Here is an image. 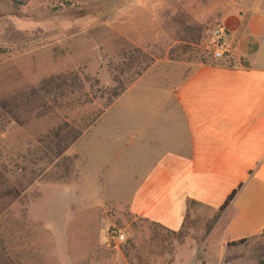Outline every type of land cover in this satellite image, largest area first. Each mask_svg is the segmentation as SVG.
<instances>
[{"label":"rangeland","instance_id":"1","mask_svg":"<svg viewBox=\"0 0 264 264\" xmlns=\"http://www.w3.org/2000/svg\"><path fill=\"white\" fill-rule=\"evenodd\" d=\"M238 1L250 11L245 21ZM228 23L264 42V0H0V162L22 167L12 178L24 189L0 213V264H264L261 239L207 242L216 212L201 205H188L178 231L131 213L138 166L121 143L124 98L104 106L117 80L127 88L137 72L221 62L212 32ZM71 72L91 81L92 103L63 99L39 115L19 99ZM65 123L84 131L54 158L52 132Z\"/></svg>","mask_w":264,"mask_h":264},{"label":"crops","instance_id":"2","mask_svg":"<svg viewBox=\"0 0 264 264\" xmlns=\"http://www.w3.org/2000/svg\"><path fill=\"white\" fill-rule=\"evenodd\" d=\"M237 4L245 21L250 11ZM245 28L225 24L228 61L142 72L118 97L121 143L138 166L126 199L131 213L178 231L189 202L215 212L238 188L207 242L261 239L264 262V42ZM154 72L156 81L132 95Z\"/></svg>","mask_w":264,"mask_h":264},{"label":"trees","instance_id":"3","mask_svg":"<svg viewBox=\"0 0 264 264\" xmlns=\"http://www.w3.org/2000/svg\"><path fill=\"white\" fill-rule=\"evenodd\" d=\"M136 74L139 76L141 73L137 72ZM95 82L96 81H94V83ZM117 83L118 91L113 95L106 97L107 99L104 104L105 108L110 106L112 101L116 99V96H120L126 89V83L121 80H117ZM87 86L91 89L93 84L85 76H81L80 72L58 74L45 78L37 87L20 96L19 99L27 106L29 104V107L31 106L33 109H36L39 115H43L54 108L60 107L63 99H66L67 101L69 100L68 104L79 103L80 101H83V103H92L93 99L89 97L90 92ZM12 116L14 119H20L18 113H13ZM98 117L95 118L97 119ZM82 131H84V129H79L75 125L68 123L59 126L52 132L53 143L48 149L50 152L49 154L54 158H59L62 153L65 152L66 149L82 134ZM21 168L22 167L17 166L15 163L10 165L0 162V213L2 212V208L6 207L9 202L20 197L21 193L24 191L22 183L14 181L12 178L15 177L16 172ZM237 191L238 188L234 189L227 196L219 209L215 211L216 213L213 219V224L217 220L219 213L230 203ZM189 204L196 203L189 202L188 205ZM143 219L149 221L146 218ZM149 222L158 227L162 226L152 221ZM162 228H164V226H162ZM244 240L245 239H241L235 243L243 242Z\"/></svg>","mask_w":264,"mask_h":264},{"label":"built area","instance_id":"4","mask_svg":"<svg viewBox=\"0 0 264 264\" xmlns=\"http://www.w3.org/2000/svg\"><path fill=\"white\" fill-rule=\"evenodd\" d=\"M224 32L222 28H216L212 32V56L215 60L228 61L230 59V51L225 46ZM108 234L110 238L118 243L124 240L121 231L112 227Z\"/></svg>","mask_w":264,"mask_h":264}]
</instances>
